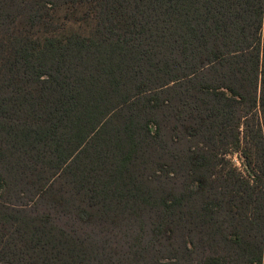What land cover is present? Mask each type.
Wrapping results in <instances>:
<instances>
[{
    "label": "trees",
    "instance_id": "trees-1",
    "mask_svg": "<svg viewBox=\"0 0 264 264\" xmlns=\"http://www.w3.org/2000/svg\"><path fill=\"white\" fill-rule=\"evenodd\" d=\"M194 76L212 82L188 84ZM168 91H206L214 124L238 128L242 106L258 108L264 158V0H0V168L14 169L8 175L19 199L9 201L0 173V264H110L100 247L56 221L55 207L40 204L51 197L67 208L68 199L52 194L53 170L80 152L100 158L88 145H111L114 122L126 141L150 135L146 116L164 106ZM211 158L188 157L199 188ZM78 208L89 221L92 212ZM250 232L247 224L232 240L240 264H264V228ZM223 263L213 255L203 262Z\"/></svg>",
    "mask_w": 264,
    "mask_h": 264
},
{
    "label": "rangeland",
    "instance_id": "rangeland-1",
    "mask_svg": "<svg viewBox=\"0 0 264 264\" xmlns=\"http://www.w3.org/2000/svg\"><path fill=\"white\" fill-rule=\"evenodd\" d=\"M210 71L205 79H213ZM197 77L187 83L212 82ZM197 91L162 94L164 106L146 116L151 133L145 137L126 141L121 122H114L111 145L103 140L88 145L97 146L100 158L80 152L63 170H53L52 194L68 199L67 208L52 206L48 197L41 209L55 207L56 221L70 235L100 247L110 264H203L212 255L224 259L223 264H240L235 249H241L232 244L237 229L250 224V233L258 236L264 228L261 117L258 108L250 111L245 104L240 127L214 124L207 117L210 95ZM201 117L206 118L202 124ZM109 146L112 151L101 149ZM194 151H208L212 157L200 188L187 163ZM127 153L131 159L124 163ZM13 170L4 166L0 173L8 181L4 192H10L9 201L18 203L16 181L8 175ZM167 200L175 205L170 210ZM80 205L92 212L89 221L79 216Z\"/></svg>",
    "mask_w": 264,
    "mask_h": 264
}]
</instances>
